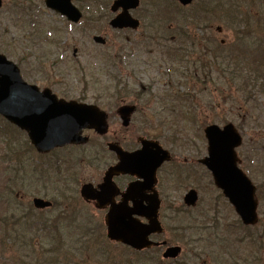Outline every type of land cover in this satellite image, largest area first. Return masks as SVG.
I'll return each instance as SVG.
<instances>
[{"label":"rangeland","instance_id":"374dc122","mask_svg":"<svg viewBox=\"0 0 264 264\" xmlns=\"http://www.w3.org/2000/svg\"><path fill=\"white\" fill-rule=\"evenodd\" d=\"M33 1H31V4L36 8V11H34L35 22L32 24L28 22L29 18L26 17V13L22 12L16 17L15 13H11L14 7V0H4V8L0 11V53L5 54L8 59L19 66L21 65V74L27 83L37 85L41 90L50 87L54 93L67 99L77 98L91 103L94 98L95 103L98 99L112 96V93H115L114 86L116 84L112 83L114 77L119 80L123 79L124 83L126 81L124 71L122 72L121 69L112 67L106 69L107 62L103 61V57L107 58V56H110L113 58L116 53H121L125 61L127 57L125 58L124 54L131 56L137 52L133 59L138 57L139 61L155 60L156 64L151 67L147 65L138 67V76L134 77L132 67L129 72L131 73L132 82H136L140 78L146 84H154L151 88L153 95H158L162 89L167 88L169 83L175 82V84H179L180 72L183 70L178 64H175L172 71V66L164 60L162 55L155 51L148 54L141 47V43L147 42L148 30L155 34L157 25L154 27L153 21L156 18V9L161 6L162 1H167L170 5H173L172 0H144L138 12L133 13L134 17L142 19L141 22L143 24L142 31L137 34L126 31L115 32L109 27L108 23L114 17V14L110 12L113 0H77L78 3L74 0V4L84 14L80 24L74 25L68 23L63 17L47 10L44 0ZM253 1L261 2V0H246V4L249 6L250 2ZM224 2L226 9L222 13H224L227 21L225 18L219 17L221 14H219V11H215L214 8L207 7L206 10L204 7H199L201 0L195 1V4L184 10L193 21L189 24V27L193 31L196 41H200L198 50H201L204 46L202 43L210 31V29L202 30L205 27L214 26L212 35L220 42L224 38L225 40L230 38L234 42L242 38L241 29L239 30V26L231 23L232 19L230 18L233 13L232 7L239 5L240 0H224ZM216 6L219 7L218 4ZM207 17H212L213 19L209 22ZM17 19L19 20V25L15 24ZM257 20L262 22L259 18ZM218 28H221V33L218 32ZM95 35L104 37L107 44L104 47L95 44L93 41ZM246 44L250 45L251 43L246 42ZM135 45H138V48ZM74 50L78 52L76 56ZM54 62L58 64L56 67L53 65ZM126 66L127 68L129 67L128 61H126ZM84 75L88 76L87 79ZM133 85L135 87H131L128 93H132L139 86V84ZM212 90L214 91V89ZM178 91H181L180 87ZM213 91L212 96L208 95L205 98H199L201 107H199V113H195L196 115L194 116L196 117L189 116L190 114L187 115V112L185 113L182 110L179 111L181 106L176 104L170 105V108L173 109H170L171 113L167 111L162 113L160 110L161 105L152 103L148 110L145 107L140 108L138 106L142 114L145 112L148 114L145 123L141 118L142 114L138 112L128 128L122 126L121 120L116 114L117 104L114 103L116 101H100V106L107 109L106 111L109 114V129L106 136L102 139L98 138L94 133H88V137L92 140V145L80 149L64 148L48 156H37L26 135L16 131L10 125L9 127L7 122L0 118V264H43L45 258L49 262L54 260L51 255L49 257L46 254L49 251L46 246V241L48 242V240L45 239L44 233V228L46 227V215L44 214L46 213H37L34 217V225L31 226L30 230L25 229V233H23L24 229L22 230L19 225L15 227L13 233H18V239L13 247L11 240H7L4 231H2L4 227L2 224L3 220L7 217L10 209L16 208L13 206L15 203L13 201L10 202V200H13V196L12 199H9L8 193L10 188L13 187L15 189L17 179L19 183L22 180H26L25 184L27 185L30 178L35 186V195L42 193L38 191V189H41L39 182L42 183V179L45 182H49V196L52 198H57L52 182L55 181L54 184H58L65 177L73 178L72 187L79 191L81 183L90 182L94 176V171H90L94 168L92 166V156L98 151H101L103 155V152L106 151L107 142L119 141L128 146L137 145L139 137L158 139L162 145L166 148H171L175 155L181 157L179 159L180 165L177 168L186 169V166L181 163L185 156L190 159H199L207 153V141L204 138L202 129L212 122L218 125L222 124V118L214 119L206 107L209 100L216 103L220 101L219 97L213 94ZM125 96H128L124 97V100H127L125 101L127 104L136 102L133 95L129 96L128 94ZM239 97L240 95L235 98L238 100ZM256 97L258 98L256 108L260 110L257 117L264 122V96L256 94ZM222 107L225 111L220 114L228 116L229 120L234 119V116L230 115L228 111L234 110L235 105L222 103ZM234 113L236 117V114L246 113V109L244 108V111L235 110L232 114ZM169 118H173L177 123L174 129V137L169 135V131H171V126L167 122ZM186 118L189 120H186ZM248 132L264 136V124L259 129L254 127L252 130L248 129ZM165 137L167 138L162 141ZM172 137L176 142L172 143L169 140ZM259 143L261 147H264V141ZM258 155L260 154L258 153ZM60 159L65 162H72L70 165L71 173L66 171V174H62L56 180L53 177L49 181L48 174L49 172L55 173L56 166L54 165H58ZM105 160L104 158L99 159V165H103ZM108 161L110 162L109 159ZM64 166L67 169L68 165L64 164ZM85 167L86 169L84 170ZM21 173L24 176H20ZM26 173L27 176L25 175ZM38 173H42L44 176L42 177ZM37 174L39 182L36 179ZM69 175H72V177H68ZM6 182H12L11 186L8 185L7 190ZM257 182L261 184L259 190L261 191V198H264V175H258ZM19 188H21V185H19ZM59 188H61V185ZM8 201L9 204H7ZM81 209L90 217V220L84 226L77 221L80 211L82 212ZM81 209L75 208L72 216L65 219L66 231L64 236L67 242L70 241V237L80 238L85 230L91 232L94 229V224H97L95 221L104 222L103 215L94 211L92 206H83ZM179 218L187 220L186 215ZM57 220V212H51L50 226ZM187 223L188 221H183L182 223H178V220L176 221V225L181 227ZM261 226L264 228V217ZM25 236L31 238L30 247H28L26 242L23 245L21 244L22 238ZM166 236L169 237V234L167 233ZM94 243L96 247L101 246V244L105 245L106 256L111 254L117 262L125 261L127 258L133 261V264H150L145 255H132L131 252H128L123 247L108 244L106 238L104 239L102 236V231L97 235L94 232ZM96 247L94 248V253L96 251L99 254L100 252ZM190 248H196V246H190ZM190 248L186 247L185 244L183 245V252L178 262L182 264H200L197 260L189 262L192 256ZM52 250L55 249L50 247V251ZM251 252L253 257V251ZM195 253L199 254V251L195 250ZM208 254L206 252L203 256L206 258ZM255 254L257 258L264 262V251H255ZM95 258H97V255L94 254ZM94 259L87 261L94 264Z\"/></svg>","mask_w":264,"mask_h":264},{"label":"water","instance_id":"95a60500","mask_svg":"<svg viewBox=\"0 0 264 264\" xmlns=\"http://www.w3.org/2000/svg\"><path fill=\"white\" fill-rule=\"evenodd\" d=\"M179 1L183 5H187L192 0ZM46 4L50 9L67 17L71 22L78 23L82 18V13L73 5L71 0H46ZM139 4L140 0H116L111 9L113 12L122 9V13L111 22V25L118 29H136L139 26V22L131 16L129 11L136 9ZM95 41L104 43V40L99 37H95ZM131 111V108L122 109L121 113L126 117ZM0 115H3L10 122L28 131L32 142L39 151H48L56 146H64L66 144L85 143L88 139L82 137V131L86 128L94 129L101 135L107 131L106 115L103 112H100L93 106L58 101L48 90L40 92L37 87L25 83L18 67L1 55ZM123 119L125 120V118ZM125 125H128V119L125 120ZM229 129L227 128L222 133L213 128L207 131L211 151L210 158L206 160V164L213 171L216 184L222 188L230 184L237 185L236 182H232L226 178L240 177L238 173L237 175L233 173L236 170L235 156L233 151L226 147L225 144L227 142L224 141L227 135L226 132ZM110 148L119 155L121 164L118 170L123 173L130 172V170L137 166L139 167L136 169L137 173L145 176L147 167H144L143 164L148 163L151 165L150 160L154 161L153 157L150 159L149 156H146L148 154L143 152L128 154L123 153L117 146L110 145ZM155 153L159 154L157 151ZM111 175L112 173L108 176ZM242 183L247 184V181L244 179ZM107 184L104 185L103 189L108 188ZM237 193L239 192L235 191L231 196L232 201L238 208L250 211L252 213L251 219L255 222L256 205L253 202L254 193L248 195V192L242 191V196ZM82 196L87 200L98 199L107 204V192L95 194L90 185L83 187ZM250 202L254 203L252 204V209L249 207ZM35 205L41 208L49 206L48 203L41 200H36ZM127 209L119 206L111 210L107 219L109 238L129 245L136 250L151 247L153 243L148 240L149 235L160 231V223L157 218L147 216L149 224L144 225L133 218L136 211L129 209L128 211ZM139 213L145 215L140 211ZM180 252L181 248L179 247L170 248L164 256L166 258H176Z\"/></svg>","mask_w":264,"mask_h":264},{"label":"flooded vegetation","instance_id":"af4514ba","mask_svg":"<svg viewBox=\"0 0 264 264\" xmlns=\"http://www.w3.org/2000/svg\"><path fill=\"white\" fill-rule=\"evenodd\" d=\"M102 99L103 98H101V100ZM106 99L109 102L113 101L112 98ZM135 100L138 101L136 98ZM120 103L123 102H117V104ZM135 105L140 106L138 102H135ZM119 107L120 106H118L117 109ZM116 113L118 114V110H116ZM129 118L131 121L133 120L134 116L131 115L129 116ZM112 142L118 143L123 148V150L127 152L140 150L142 148V145L126 146L124 144H121L119 141ZM148 147L154 150L156 149L152 148L151 146ZM167 150L169 151L172 160L170 162L162 164L156 170H152L151 177H143L141 175H138L137 173H127L113 176L110 181L112 184L110 186V193L108 197L109 203L107 205H100L97 203V201L89 202L82 199L86 206H92L94 211L99 212L100 215H103L104 217L103 223H100L99 220L95 221L97 224H94V232H107L105 219L112 210V205L119 206L123 202L124 195L129 186L138 183L137 185L139 186L141 193H139L137 196L139 197V202L142 207L141 211L149 215L157 214L164 229L161 235H154L151 237V240L156 243H166V246L162 245L160 247L153 248L155 250V253L157 254V264H178V259L164 260L161 256L162 252H164V249L162 248L166 249L167 247H169V239H161V237H163L166 232H168L167 221L171 220V217H176L179 215H190V219L192 221L194 220V218L197 220L196 213L199 212L201 206L204 204L207 206V212L211 211L212 207H214V213L211 219H208V217L205 216L202 217V219L207 222V236L209 239L214 240L212 241L213 243L218 241L224 243L223 252H225L226 254H220L219 257L207 256L204 259L191 257V259H189V262H192V260H197L200 262V264H260L262 260H259L255 256V251L263 252L264 250V247H261L259 245V242L264 243V228H262L261 226V222L264 217V198H261L260 201L258 199L259 206L261 208L260 224L258 223L259 225H256L254 227L244 226L241 217L237 214L236 210L225 197L223 192H218L214 203L211 205V173L202 164V158H204L207 153H205L201 158L197 160L188 159L187 157H185L181 163L186 166V169H182L177 168L180 165V161H175L177 155L172 152L171 148ZM101 153V151H98L93 155L94 160L93 162H91L94 168L90 171H94V176L92 177L91 181L81 183V186L90 183L94 186L95 189L99 190V192H101L100 185L104 182L106 173L109 170L113 169L119 162L118 157L115 153L109 150L107 152H103V155ZM151 155L154 159L158 157V155L155 153H151ZM101 158L106 159L103 165H99L98 162V160ZM108 159L110 160V162L108 161ZM156 163L158 162L156 161ZM85 169L86 167L84 168V170ZM64 173V169H59L56 170L53 174L55 177H60ZM50 179L51 176H49V180ZM9 184V182L5 183V185ZM19 185L20 183L17 179L15 189L13 187L11 188L12 192L13 190H17ZM45 189L50 190V187H46ZM18 191L19 190L16 191L17 194ZM192 191H194L198 196V200L195 205L193 203L194 195L193 198L189 196ZM202 195H204L205 197L203 198ZM48 196L49 193L45 191L44 197ZM63 199H65V195ZM128 200V207H134L133 201H131L130 198ZM203 200H205V202H203ZM47 216H50V212H47ZM200 219L201 218H199V220ZM142 220L145 223L146 220ZM216 239L218 241H216ZM116 245L118 247H121L120 244ZM251 251H253V257ZM159 252L161 255H159ZM235 254H237L238 256H236Z\"/></svg>","mask_w":264,"mask_h":264},{"label":"trees","instance_id":"16d2710c","mask_svg":"<svg viewBox=\"0 0 264 264\" xmlns=\"http://www.w3.org/2000/svg\"><path fill=\"white\" fill-rule=\"evenodd\" d=\"M96 1V0H95ZM208 1H211V2H213V1H217L218 3H219V6L222 8V9H224V7L226 8V5H225V2H224V0H208ZM228 9V8H227ZM232 10H233V13H232V17H237L238 15H237V13H236V11L238 10V6L237 7H235V8H232ZM253 11L254 12H256V16L257 17H262V16H264V11H263V9L261 8V7H258V8H255L253 5H251L250 7H249V11H248V13H246V14H244V13H240L239 14V16L240 15H245V16H251L252 14H253ZM258 51H259V54L260 55H264V48H258ZM263 60V62H261V66L262 67H264V58L262 59Z\"/></svg>","mask_w":264,"mask_h":264}]
</instances>
